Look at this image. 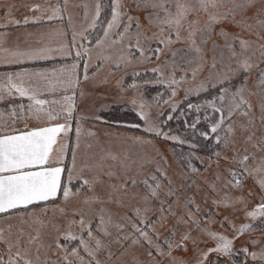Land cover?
Instances as JSON below:
<instances>
[{
    "label": "rangeland",
    "instance_id": "374dc122",
    "mask_svg": "<svg viewBox=\"0 0 264 264\" xmlns=\"http://www.w3.org/2000/svg\"><path fill=\"white\" fill-rule=\"evenodd\" d=\"M10 1L7 0V2ZM100 2H108L111 8L105 25L108 27V22L112 19L113 0H44L38 5L41 8L40 13L45 12V14L35 15L40 17L36 21L37 25L30 27L29 31L26 28L20 29L21 31L17 32L18 37L21 40L25 39L27 35L31 38L30 34L32 33L39 34V37L43 39L37 42V47H43L45 42L52 44L54 41H61L65 44L67 37L63 30L64 22L65 26L76 27L73 29L77 30H71V33L73 35V32L77 31L75 33L77 34L76 42H78L82 31L94 26ZM141 2L142 0H116L119 16L116 24L110 28L107 37H105L103 46H96V41L89 44L90 46H85L91 49V55L87 57L88 67L98 57L104 58V64L95 70L93 69L87 75H85V69L81 74L78 73L77 69H74L71 88L67 86V75L61 71L63 62L61 63L59 59H52L51 63L39 62L35 64L41 67L40 71L43 73L44 82L51 81L44 91L57 88L55 86L60 85L57 81H65L61 84L63 86L61 91L58 89L59 94L55 98V102L52 103L56 107L65 105L63 95L60 93L76 92L78 85L77 106L79 113H82L83 116L77 115L78 119L74 121L70 141H72V145H76L77 166L91 165V170L84 167L83 171L87 178L93 180L91 188L82 184L72 187L73 193H76L77 188L80 191L67 200L63 198V193H61L58 199L52 198V201L45 206L0 215V228L4 229L6 233L9 231V225H11L13 237L18 230L23 229L21 246L28 247L31 258L39 257L37 264H68V261H74L75 264H95V261H99L100 264H171V257L160 256L154 249H149L143 240L138 239L137 243H133L131 240L123 239L132 231L130 223L137 219L136 208L139 207L142 210L146 222L152 224L155 230L160 233L159 241L152 237L153 242H159L166 251L167 245L164 240L171 229H175L174 240H179L181 234L191 228L193 237L199 241H208V237L201 233L198 228L185 223L177 224L176 217H179L182 212L192 211L194 218L198 215L201 226L207 223L204 219L207 215L213 221L209 225L210 228L216 231H225V234L230 235L231 233L227 232L226 227L221 228L220 220L222 216L228 215L238 224L245 222L242 211L233 213V207L241 209L242 206L239 203L235 205L216 204L214 201L223 200L225 196L228 198L244 196L249 209L254 203L259 202L260 188L251 175L243 180L242 188H235L231 185L225 187L227 178L225 169L231 167L235 162L231 159L225 162L222 157L231 158L234 149H238L241 153L247 149V152L256 158L255 162L251 158L249 159V164L254 166L255 163L259 162L260 156L264 155V150L253 147L264 137V109H262L264 89H261L257 84L259 70L264 69V55H261L259 50V46L264 45V28L255 23L257 19H264V0H247L250 6L244 10L238 9L236 12L235 19L239 21L245 18V24L252 25L251 30L243 25L237 26L231 17L213 25L212 32L203 34L206 38L202 39V34L198 30L195 34V41L201 49L199 53L194 50L187 38L186 26L180 30V39H176L175 34H173L170 44L161 45L153 39L152 37L158 33L161 25L158 23V18H154L150 22L148 14L158 12L159 16L162 17L164 13L151 7L138 8L137 4ZM156 2L165 3V6L170 3L172 10H175L176 0H156ZM181 2H190L196 5L198 0H181ZM221 2L231 6L233 3H245L246 0H221ZM81 6L84 14L79 17L78 7ZM53 8L57 9L55 15L52 14ZM46 16H52V19H46ZM129 17L132 19L130 20ZM188 19L197 20L196 27L199 29L207 22V13H192ZM137 23H139V27H137ZM125 25L129 27L125 29ZM163 27L164 35L167 36L169 29L166 26ZM8 28L7 32H10L12 26ZM220 28L252 42L247 49L242 50L238 41H232L231 37L227 41V43L233 44V49L237 53L243 51V56L249 58L252 64L250 71L239 70L235 75L229 71V69H237V57L232 56L231 52L224 47L226 41L218 34ZM14 32L16 33V30ZM57 32H62L63 35L58 36ZM120 33H123L122 37ZM138 34L142 37H148V39L141 38L140 40V44L144 47L150 46L154 49L160 47L162 49L158 58L153 56L144 60L140 56L135 46ZM104 36L103 31L98 39ZM42 42L44 43L41 44ZM129 42L132 43L133 47L128 46ZM174 52L175 55H173ZM165 61L169 63L165 64ZM158 65L163 73V79L170 80L174 77L178 81V84L175 85L174 94L172 88L169 87L166 95L158 100L159 93L149 96L142 92V87L148 83L135 81V86H133L134 81L128 84L123 83L124 76L133 75L138 70L152 69ZM43 66L47 67L42 68ZM11 67V65H7L8 70L15 68ZM193 68H196L195 76L192 75ZM52 70H56V72H51L53 77L48 80L47 72ZM224 75L230 79L221 84L216 83ZM240 75L242 76L241 79H237L235 82L234 80ZM245 77H247L246 81ZM32 79L34 80V78ZM155 80H157V76L149 82ZM201 81L206 82L205 86L197 91L196 86ZM215 84L219 85L217 86L219 89L216 97L219 96L222 87L235 91L236 86L245 85L243 95L251 107L245 105L231 117V126L234 132L229 137L232 142L230 146H225L223 142H219L218 148L210 154V152L205 151L208 149H205V152L194 149V144L191 142L183 143L191 149L195 157H201L203 160L202 162L197 159L199 161L198 166L193 165L196 171H191L188 167L184 168L178 158L173 155L169 141L174 140L169 137L180 136L169 133L170 130L161 131L157 135L154 132H147L144 125L141 127L142 132H137L96 120L100 110H105L113 103H127L139 112L142 111L148 120L155 124L158 123L159 115L164 109L173 108V104L177 106L182 99L203 92L208 86L211 87ZM185 89H191V91L186 92ZM211 99L201 100L200 109L202 106H208L203 104V101ZM133 100L136 101L135 105L132 103ZM228 102L229 97L226 93L224 103L227 104ZM219 105L220 102L217 100V106ZM209 108L212 109L210 106ZM191 110L196 111L195 108ZM214 114L217 118L219 117L218 113ZM31 121L32 119H30ZM77 124L80 127L79 136L76 133ZM8 127L15 128V125L9 124ZM249 135L251 140L245 139ZM65 139L67 142V137ZM216 153H220V158L215 155ZM157 168L163 175L155 171ZM152 175H156L159 180L160 190L156 198L145 199L148 189L143 181L148 178L149 184H152L153 181L150 179ZM217 175H219V179L216 178ZM168 179L171 180L170 185ZM133 181L135 182L133 183ZM169 188L175 192V195H166ZM249 191L252 192L251 197L247 195ZM161 200L165 201L166 205L163 212L158 211L161 207ZM170 204L172 205L171 211L175 212V216L169 215ZM145 208L148 209L146 212L143 211ZM81 215H83L87 226L91 228L93 236L98 237L101 241L102 247L95 251L94 259L82 247L78 248L79 257L82 259L72 254L71 250L73 247H77L78 240L66 241L64 236H59L58 243L67 245V247L65 249L57 246V236L60 232L71 230L87 239V231L80 233L79 224L69 225L68 223L73 219L79 221ZM152 217H154L153 220ZM101 218H103V224ZM248 222L253 223L254 231L246 232L237 238L234 242V249L247 246L251 250L252 245L248 243L250 238H259L261 242H264V227L258 222ZM119 225H123V227H119ZM101 227L106 229L107 234L100 230ZM37 230L39 231L37 239L31 244H26L29 234L36 236ZM149 234L151 235V231ZM88 243L89 247H95L94 240H89ZM210 245L211 241H208V245L199 244L200 247ZM256 247L258 248L259 245ZM150 250L152 251L151 256L148 255ZM0 255L7 260L8 253L2 244H0ZM65 256H67V260ZM172 256L191 260L194 256L191 241H188L187 252L176 248L173 249ZM213 257L216 256L211 258L213 259ZM220 258L226 259L223 256ZM249 262H251V258H249Z\"/></svg>",
    "mask_w": 264,
    "mask_h": 264
},
{
    "label": "snow or ice",
    "instance_id": "6c2138e0",
    "mask_svg": "<svg viewBox=\"0 0 264 264\" xmlns=\"http://www.w3.org/2000/svg\"><path fill=\"white\" fill-rule=\"evenodd\" d=\"M249 3H233L231 6H227L221 2V0H198L196 5L190 2H181V0H176L175 10H172V5L169 3L165 6V3H157L156 0H142L141 3L137 4V7L153 9H159L163 11L164 15L159 16V13L148 14L150 22L154 18H158V23L161 25L157 34H154L152 37L161 45H167L172 43V36L175 34L176 39H180V30L181 28L187 27L188 36L187 38L191 42L194 50L199 53L201 49L196 45L195 34L199 30L202 34V39L206 38L203 36L204 33H210L213 30V25L221 23L223 20L232 18L233 22L237 26H245L251 30L252 25L245 24V18L237 21L235 19L237 10H244L249 7ZM33 9H39V5H31ZM118 5L116 0H113L112 8V19L108 22V27H105L104 33L105 36L96 40V46H103V41L107 37L108 32L114 24H116L119 13L117 11ZM13 8L14 4L7 3L0 5V10L3 11V16L0 17V29H7L9 25H21L28 24L29 20L38 21L40 17L37 16H24L23 20L13 18ZM98 11V9H97ZM57 9H52V14L55 15ZM204 12L207 13V22L200 27H196L198 21L193 19L189 20L188 16L192 13ZM46 19H52V16H46ZM131 20L132 18L129 17ZM257 25L261 28H264V19H257L255 21ZM166 26L169 29V34L164 35V27ZM125 29L129 26L125 25ZM139 27V23H137ZM218 34L222 36L226 43L224 45L227 48L231 55L237 57V69H229L233 75H235L239 70L248 72L252 68V64L248 57L243 56V51L237 53L233 49L232 43H227L229 37L232 41H238L240 48L242 50L247 49L250 46V41L245 40L239 37L236 34H230L224 28H220ZM7 32L0 31V64L3 65H13L22 63L24 61H33L37 59H45L48 54L53 51L49 46L43 47H32V46H23L19 44L14 46H8L7 41ZM58 36H62V32H57ZM76 36L77 34L73 32L72 35V44L65 45L60 43L58 45L57 51L63 55L71 56L72 47H76L77 51L75 52L76 58L84 57V69L85 75H87L88 69V60L87 57L91 55V49L84 46L83 43L76 45ZM120 36H123V33H120ZM141 38L148 39V37H142L140 34L136 37V48L140 53V56L144 60H148L151 57H159L162 49L157 47L155 49L149 47H144L140 44ZM81 41L87 39L83 33L80 34ZM130 48L133 47L132 43L129 42L128 45ZM82 49V50H81ZM261 55H264V45L259 46ZM254 54V53H253ZM175 55V52L173 53ZM243 57V58H240ZM168 64V61L164 62ZM215 65L213 64V67ZM199 67V66H197ZM77 68V63H73L71 66H65L61 69L62 72L67 75V86L71 88L73 85V70ZM151 71L157 76V80L151 81V83L167 84L172 88L173 94L175 93V85L178 84V81L173 77L170 80L163 79V73L160 70V66H156L151 69ZM196 68L192 69V75L195 76ZM133 75H137L133 73ZM27 77V79H26ZM35 77L33 80L32 78ZM230 77L224 75L216 81V83H224ZM247 77H245V81ZM46 83L50 84L51 81ZM59 84L65 83V81H57ZM149 83V81H145ZM204 81H201L199 85L196 86V90L199 91L205 86ZM258 86L261 89H264V69L259 70V78L257 81ZM135 86V81L133 82ZM215 86V85H213ZM45 88L44 76L40 70L33 72L29 69H20L16 72H5L0 73V101H6L9 97H27L28 104L25 108L24 104L14 105L9 104L8 108L11 111L7 112L8 118L12 119V123H15V119H33L45 124L43 127H31L27 124L24 125L23 129L9 128L7 127V120L5 119V110L0 109V213H7L10 210L16 211L20 206H30L34 202H48L50 198L57 197L58 193L62 191L63 198L67 200L72 195L79 193L80 189H76V193L72 191V181L78 180L82 183L83 186L91 188L93 185V180L87 178L84 174L83 168L88 167L91 170V165L77 166L76 160V145H72V160L71 163H66V151L68 148L67 142L58 136L59 133H67L70 129V118L74 111V102L73 97L65 96L64 104L66 106L59 109L53 107H45L48 103L45 100L39 99L38 96L42 89ZM50 90V89H48ZM245 90V85L236 86L235 91H230L229 89L220 88L219 96H213L211 100L203 101V104L210 106L214 113H218L219 117L215 115H209L207 109H205L204 119L208 121L207 129L204 131H199V136L205 141H213V144H210L209 147L215 146L219 142H223L225 146H230L231 141L229 137L233 134L234 129L231 126V117L234 113L241 110V108L248 104V101L245 99L243 92ZM186 92L191 91V89H185ZM226 93L229 97V102L224 103L226 98ZM217 100H219L220 105L217 106ZM60 103V102H56ZM135 105L136 101H132ZM143 105L141 104V107ZM175 108V104L172 105ZM195 108L197 116L194 122L188 127H191L193 132H197V123L200 120L199 112L201 105L200 104H189L188 109L191 110ZM264 109V105H262ZM141 115L145 121V130L149 133L160 134L161 129L148 120L147 116L141 111ZM172 113L169 112V118H171ZM181 115H183V110H181ZM60 117L64 118V123H59L58 119ZM77 136L80 134V127L77 124L76 128ZM167 136V133H165ZM170 139L178 141L179 143H188V141L181 139L178 136H170ZM137 139H140L137 137ZM247 140H251V136L245 137ZM55 146V147H54ZM254 148L259 147L264 150V137L260 141L253 145ZM220 158V153L215 154ZM193 152L188 153L189 162L188 168L191 171H196L191 163V158L194 157ZM200 159L201 157H195ZM252 159L255 162V157L253 154L248 153L247 149L241 153L238 149H234V154L231 158L228 156H223L222 159L225 162H228L230 159L235 163L225 169L227 173L225 187L231 185L235 188L243 187V180L247 176L251 175L255 178L256 183L260 188L259 202L254 203V205L249 209L248 203L245 200L244 196L228 198L225 196L223 200L214 201L216 204L224 205H235L239 203L242 207L237 209L233 207V213L238 211L243 212L245 222L236 223L233 218L228 215L222 216L220 220V226L222 229L226 227L227 232L231 234H225V231H216L209 227L213 222L207 215L204 219L207 221L203 226H201L200 218L197 215L195 218L192 211L182 212L179 217H176L177 224L185 223L190 224L194 228H198L201 233L208 237V241H211L210 246L200 247V243L208 245V241H199L197 238L191 235L192 229L189 228L183 232L179 240H174L175 229H171L168 235L165 237L164 243L167 245V249H163L159 242L154 243L152 237H155L159 241L160 233L155 230L154 226L150 223H147L145 218L142 215V210L138 207L135 209L137 219L130 223V228L132 231L128 233L123 239L131 240L133 243H137L138 239L143 240L148 246L149 249H154L160 256L167 255L171 257V264H248L249 258H251L252 264H264V242H261L259 238H250L248 243L252 245V249L249 250L247 246L241 247L239 249H234V242L237 238L241 237L246 232L254 231L253 223L258 222L262 227H264V155L260 156L259 162L255 163L254 166L249 164V159ZM156 172L160 173V169L157 168ZM66 173V177H65ZM163 175V173H160ZM258 174V175H257ZM167 179V177H165ZM219 179V175L216 177ZM150 179L153 181L152 184H149L148 178H146L143 183L146 185L148 191L145 195V199L156 198L157 193L160 190V183L156 175H152ZM135 181H133L134 183ZM169 185L171 180L168 179ZM214 187V186H213ZM166 195L173 196L175 192L169 188L166 192ZM249 197L252 196V192L247 193ZM98 198V197H94ZM161 207L158 211H164L165 201H160ZM172 205H169V215L175 216V212L171 211ZM148 209L145 208L143 211L146 212ZM198 211V208H197ZM131 219V218H130ZM69 225L79 224L80 233L87 231V239L81 235L74 233L69 230L67 232H60L57 236V246L63 247L66 249L67 245H60L58 243L59 236H64L66 241H75L78 240L79 243L77 247L72 248V254L79 257L78 248H83V250L90 256L95 257V251L102 247L101 241L98 237L93 236V232L90 227L85 223L83 215H81L79 221L73 219L68 221ZM101 223L103 224V218H101ZM123 227V225H119ZM101 231H104L107 234L106 229L101 227ZM151 231V235L149 232ZM23 234V229L18 230L17 234L13 237L11 233V225H9V231L6 233L4 229L0 228V244L7 250L8 258L4 259L0 255V264H37L39 257L33 259L29 255L28 247L21 246V235ZM39 236V231L37 230L36 236L29 234V238L26 241V244H31ZM89 240L95 241V247H89ZM188 241H191L193 245L194 256L191 260H187L180 257H173V249L180 248L185 252L188 251ZM259 245L257 248L256 246ZM148 255H152V251L148 252ZM242 255L243 259H234V256ZM111 256V253H109ZM212 256H216V259H212ZM225 257L226 259L222 262L219 257ZM67 260V256H65ZM82 259V258H80ZM68 264H75L74 261H68ZM95 264H100L99 261H95Z\"/></svg>",
    "mask_w": 264,
    "mask_h": 264
},
{
    "label": "trees",
    "instance_id": "16d2710c",
    "mask_svg": "<svg viewBox=\"0 0 264 264\" xmlns=\"http://www.w3.org/2000/svg\"><path fill=\"white\" fill-rule=\"evenodd\" d=\"M82 7V6H81ZM78 7L79 8V17H82V14H84V10L83 7ZM111 12V8L109 7V3L108 2H100L99 3V8H98V13L94 22V26L90 29H85L82 31L83 35L87 37L86 40L81 41L80 37H79V41L76 42L79 43V45L81 43L84 44V46H90L89 44L95 42L103 33L104 29H105V25H106V21L109 17V13ZM64 18V17H63ZM72 28H76V27H72ZM79 29V28H78ZM77 30V29H74ZM77 32V31H74ZM79 32V31H78ZM154 49V48H153ZM82 50V49H81ZM84 57L79 58V66H78V72L81 74V72L83 73V69H84ZM104 64V58L102 57H98L92 64L91 66L88 67L87 69V73L91 72L93 69L95 70V68H97L98 66ZM85 72V71H84ZM137 75H126L124 76L123 79V83L124 84H128L132 81H150L151 79H154L156 77V75L151 71V69H144V70H138L135 72ZM241 75L239 77H237L234 81L236 82L237 79H241ZM219 84V83H218ZM221 84V83H220ZM219 85L215 84V86H211V87H207L205 91L203 92H199L197 94H193L191 96H188L184 99H182L179 104L177 106H175V108H166L164 109L158 118V123L156 122L155 125L157 127H159L161 129V131L164 130H170L169 133H174L179 135L183 140H186L188 142H191L192 144H194V149H199L200 151H204L206 152H210V154L219 146L218 144H215V146L209 147L210 144H213L211 140L209 141H205L203 138H201L199 136V131H204L207 129V124L208 121L204 119L205 116V109H207V112L209 115H215L213 110L209 108V106H202V109H200L199 112V116H200V120L197 123V132L194 133L191 127H188V125H191L196 116H197V112L193 111V110H189L188 105L189 104H196V103H200L201 100L204 99H210L213 96H215L218 92V87ZM169 86L168 85H164V84H158V83H148V84H144V86L142 87V92H144V94H147L149 96H152L154 94L159 93L160 97L158 98V100H161L163 98L164 95H166L167 91H168ZM77 93V92H76ZM116 94V93H113ZM76 100L78 102L77 96H76ZM185 107V108H184ZM181 110H183V115H181ZM169 112L172 113L171 118H169ZM82 115V113H79V110L76 109L73 111V126H74V121L77 118V115ZM83 116V115H82ZM98 117H100L98 119L97 117V121L99 122H103L105 124H111V125H117V126H121L124 127L126 129L129 130H134L137 132H142L141 127L142 125H144V118L141 115V112H139L138 110L134 109L132 106H130L127 103H113L111 104L110 107L106 108L105 110H100L98 112ZM181 125V126H180ZM73 130V127H72ZM169 145H170V149L173 153V155L178 158V160L180 161V163L182 164V166L184 168L188 167V162H189V157H188V153L191 152V149L189 147H187L185 144H181L177 141H169ZM71 146H72V141L69 142L68 144V149L66 152V163H71V156H72V151H71ZM204 151V152H205ZM198 160L194 157L191 158V163L192 165H196L198 166ZM189 171V170H188ZM65 177H66V173H65ZM82 183L79 182L78 180H73L72 181V185L71 187H76L80 186ZM62 193L59 192L56 199H58V197L60 196V194ZM52 201V198L49 199L48 202H34L33 205L30 206H21L19 207L18 210L16 211H9L7 213H1L0 215H5V214H10V213H16V212H21V211H26L35 207H42L47 205L48 203H50ZM163 207H166V205L164 204ZM154 219V217H152V220ZM150 220V219H149ZM147 221V220H146ZM217 257H213V259H216ZM234 259H243L242 255L239 256H234ZM219 259L223 262L224 260L222 258L219 257ZM248 264H252V262H248Z\"/></svg>",
    "mask_w": 264,
    "mask_h": 264
},
{
    "label": "crops",
    "instance_id": "0c3cea01",
    "mask_svg": "<svg viewBox=\"0 0 264 264\" xmlns=\"http://www.w3.org/2000/svg\"><path fill=\"white\" fill-rule=\"evenodd\" d=\"M41 1H44V0H11L10 2H7V0H1V5L3 4H7V3H12L14 4V8H13V18L14 19H19V20H23V17L26 16V15H30V16H35V15H42V14H45L44 13H40V7L39 9H33L31 7V5L33 4H36L38 5ZM3 16V11L0 10V17ZM3 21H0V23H2ZM37 25V22L35 21H32L30 20L28 24L24 25V24H21V25H9V27L12 28L9 30L10 32H7L9 28L7 29H0V31H5L7 32V41H8V46H14L16 44H19L21 47L23 46H32V47H37V42L40 40L42 41L43 38H40L39 37V34H35V33H32L30 34L31 35V38L28 37V35L26 36L25 39H19L18 37V31H21L23 28L25 29H28L29 31V28L30 27H34ZM39 25V24H38ZM21 29V30H20ZM16 30V33L14 32ZM63 30L65 31V36L67 37L66 41H65V45H71L72 44V33H71V30H74L72 27H70L69 25L68 26H65L64 25V22H63ZM16 36V37H15ZM53 42V41H52ZM59 42L61 41H54L52 44L50 42L48 43H44L42 42L41 44H45L44 46H49L53 49L52 52H50L47 56V58L45 59H37V60H33V61H24L22 63H18V64H13L11 65L12 67L11 68H14V69H10L8 70L7 69V65H3V64H0V73H5V72H16L20 69H29L33 72H36L37 70H40V66L39 65H35V64H38L39 62H45V63H51L52 59H59L60 62L62 63L63 62V65L62 67H65V66H71L74 62L77 63V70H78V66H79V58H76L75 57V52L77 51V48L76 47H72L71 48V51H72V55L71 56H67V55H63L61 54L59 51H57V48H58V45L60 44ZM64 42V41H63ZM62 43V42H61ZM54 63H57L56 61H54ZM21 64V65H19ZM25 64H29V65H25ZM48 65V64H47ZM3 66H6L5 68ZM47 66H43L42 68H46ZM5 69V70H3ZM3 70V71H2ZM56 72V70H52V71H48L47 73V78L48 80H50L53 76L51 75V72ZM79 73V72H78ZM35 79V77H33ZM48 83H45V88L41 90L38 98L39 99H42V100H45L47 101L48 103L45 105V107H53V108H61V107H56V105H53L52 103L55 102V98L57 97V95L59 94L58 92V89L59 91H61V89L63 88V86L60 84L58 86H55L57 88H54V90H47V91H44L46 90V87H48L47 85ZM50 87V86H49ZM78 85H77V88H76V92L74 91H69V92H63V93H60L62 94V98H63V103H64V97L65 96H71L73 97V102H74V110L78 109V102L76 100V96H77V99H78ZM60 101V99H59ZM28 99L27 97H24V98H20V97H9L6 101H0V109H4L5 110V119L7 120V127L9 126V124L12 126L13 123H12V119L11 118H8L7 116V112L11 111V109L8 108V105L9 104H14V105H19V104H24L25 105V108L28 104ZM63 107L66 106V105H62ZM27 119V118H26ZM24 119V120H21V119H15V128L16 129H23L24 125L27 124L29 126V128L31 127H43L45 126L44 123L42 122H39V121H36V120H33L30 122V119ZM58 122L59 123H64V118L63 117H60L58 119ZM72 127H73V115L71 116L70 118V129L69 131L65 134V133H59L58 136L63 138L64 140H66L65 138L67 137V142L69 144L70 142V137H71V133H72ZM55 147V146H54ZM21 207V206H20Z\"/></svg>",
    "mask_w": 264,
    "mask_h": 264
}]
</instances>
